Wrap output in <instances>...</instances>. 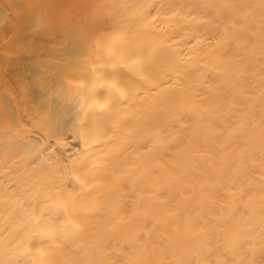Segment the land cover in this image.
<instances>
[{
  "label": "snow or ice",
  "instance_id": "6c2138e0",
  "mask_svg": "<svg viewBox=\"0 0 264 264\" xmlns=\"http://www.w3.org/2000/svg\"><path fill=\"white\" fill-rule=\"evenodd\" d=\"M13 6L19 13L18 22L30 16L35 22L34 31H41L55 40L53 50H59V54L49 59L54 65H63L58 70L61 74L82 68L90 74V79L76 83L72 104H79L80 99L85 102L75 115L67 106L69 100L66 94L63 114L58 113L54 117L41 104L26 120L16 119L14 115L8 120L5 131L10 132L9 139L16 143L11 149L5 144L2 163L6 173L16 172L17 179L5 185V199L14 197L11 203L22 210L23 215L11 227L0 228V264H264V243L260 245L257 259L253 245L239 229L232 230L224 244L218 246L211 242L210 230L198 226L201 221L207 225L212 221L230 220L238 201L243 202L245 207L252 203L255 187L252 177L256 171L254 153L257 148L260 152L259 199L264 223V114L261 115L258 135L249 127L250 122L241 119L215 125L214 136L219 145L216 154L209 153L210 158L203 164L197 161L192 177L178 171L173 173L172 183L176 195L181 197L180 202L195 201V218L189 216L186 220L189 226H198L199 233L204 237L199 251L190 253L199 255L200 259L147 261L143 258H124L126 252L112 251L109 255L100 243L91 245L92 259L62 258L65 240L78 239L88 233L91 197L105 182L101 164L107 161H101L90 151L91 132L94 131L97 138L111 132L110 139L118 138L119 133L128 142L140 136L146 123L174 116L171 102L160 98L159 73L162 61L179 65L194 59L192 53L200 41L193 44L191 41L195 36L187 34L191 24L201 23L203 19L194 15L192 9H202L204 15L212 18L218 13L226 16L222 26L216 25L215 42L208 43L209 48L219 47L221 57L231 49H242L247 45H251L248 50L255 56L258 41L260 98L264 104V0L245 5L230 2L141 4L138 6L143 10L138 19V44L128 40L127 28L101 33V18L93 11L98 6H85L86 13L78 17L72 13L55 17L50 11L51 6L43 2ZM257 13L259 29L255 27ZM182 41L188 44L189 52L180 47ZM44 67L47 69L46 64ZM243 75L244 72L238 71V77ZM41 83H44L42 78ZM72 84L73 81L68 80L65 85L67 91L71 90ZM149 94L153 103H137L144 101ZM246 95L238 89L231 97L227 112L218 114L220 119L223 121L229 113L235 115ZM249 114L244 113L245 116ZM87 117L91 118L90 121L85 119ZM59 119L66 122L76 120L72 125L75 139L83 145L77 149L78 155L68 160H61L56 155L58 147L66 143L60 132ZM37 127L43 129L45 135L38 145H33L31 130ZM174 140L175 136L165 139L159 133L148 135L142 149L146 155L153 156L165 145L174 147ZM186 181L190 189L187 195L181 190ZM221 188L225 193L223 197L220 195ZM155 195L158 199L171 198V193L168 197L163 192ZM222 200L229 203H221ZM217 204L219 214L214 212ZM205 208L207 211L202 215L200 210ZM225 209L228 210L227 216L223 215Z\"/></svg>",
  "mask_w": 264,
  "mask_h": 264
},
{
  "label": "bare ground",
  "instance_id": "6f19581e",
  "mask_svg": "<svg viewBox=\"0 0 264 264\" xmlns=\"http://www.w3.org/2000/svg\"><path fill=\"white\" fill-rule=\"evenodd\" d=\"M36 2L49 4L55 17H65L69 13L78 17L86 13L85 6H98L93 11L101 18V33L127 28L128 40L138 44V19L143 12L138 6L141 4L201 5L230 2L245 5L258 4L259 0H0V228L11 227L23 215V211L11 203L14 197L5 199V185L17 179L16 172L6 173L2 163L5 144L11 149L16 143L9 139L10 132L5 131L8 120L13 115L16 119L26 120L33 114V109L41 104L54 117L58 113L63 114L66 94L69 100L67 106L75 115L85 102L80 99L79 104H72L76 83L90 79V74L82 68L61 74L58 70L63 65H54L49 59L59 54V50H53L55 40L41 31H34L35 22L30 16L18 22L19 13L13 5ZM191 11L203 19L201 23L191 24L187 34L195 36L191 41L193 44L200 41L192 53L194 59L179 65H169L162 61L159 73L160 98L171 102L174 116L146 123L140 136L128 142L119 133L118 138L110 139L113 135L111 132L98 138L94 131L91 132L90 151L101 161H107L101 164L105 182L91 197L88 233L78 239L65 240L62 258L92 259L91 245L100 243L105 246V252L109 255L112 251L126 252L124 258H143L147 261L198 260L201 258L199 255L190 253L199 251L204 237L199 233L198 226H202L210 230L208 235L211 242L218 246L224 244L232 230L239 229L253 245L256 258L259 259L260 245L264 243V223L259 199L258 148L254 153L256 171L252 177L255 182L254 200L248 207L243 202H236V211L230 220L218 223L212 221L207 225L201 221L198 226H189L186 218H195V201L180 202L181 197L176 195L175 185L172 183L174 172L192 177L197 161L203 164L210 158L209 153L216 154L219 145L214 136L215 125L241 119L246 123L250 122L249 127L258 135L261 115L264 114V104L260 98L258 41L255 56L248 50L251 45H247L242 49H231L221 57L219 47L209 48L208 43L215 42L218 31L216 25L222 26L226 16L218 13L212 18L204 15L199 8ZM259 26L257 13L256 29ZM180 47L189 52L186 42L182 41ZM238 71L244 72V75L238 77ZM68 80L73 81L70 91L65 88ZM238 89L247 95L243 97L241 107L235 110V115L229 113L222 121L218 114L227 112L231 97ZM153 102L149 94L144 101L137 103L148 105ZM244 113L250 114L245 116ZM85 119L90 121L91 118ZM74 123L75 119L71 122L59 119L60 132L66 138V143L61 144L56 152L61 160L78 155L77 149L83 147L75 139L72 127ZM157 133L165 139L175 136L176 140L172 141L174 147L165 145L157 154L146 155L142 144L148 135ZM44 135L43 129L33 128L31 143L38 145ZM193 186L195 187L194 182ZM181 190L187 195L190 190L188 181ZM158 192H163L165 197L171 193V198L158 199L155 195ZM220 195H225L223 188L220 189ZM244 199L247 200V197ZM221 203L228 204L229 201L222 200ZM200 211L203 215L207 209ZM214 212L219 214V204L215 206ZM227 214L228 210L225 209L223 215Z\"/></svg>",
  "mask_w": 264,
  "mask_h": 264
}]
</instances>
